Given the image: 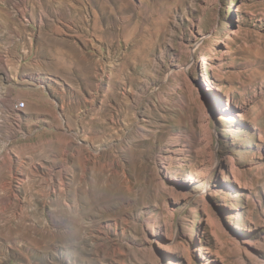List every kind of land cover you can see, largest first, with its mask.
Masks as SVG:
<instances>
[{
    "label": "rangeland",
    "instance_id": "374dc122",
    "mask_svg": "<svg viewBox=\"0 0 264 264\" xmlns=\"http://www.w3.org/2000/svg\"><path fill=\"white\" fill-rule=\"evenodd\" d=\"M0 264H264V0H0Z\"/></svg>",
    "mask_w": 264,
    "mask_h": 264
},
{
    "label": "built area",
    "instance_id": "2783aa9c",
    "mask_svg": "<svg viewBox=\"0 0 264 264\" xmlns=\"http://www.w3.org/2000/svg\"><path fill=\"white\" fill-rule=\"evenodd\" d=\"M24 105H25V102H24V101H19V102L16 104V107H17L18 109H21V108L24 107Z\"/></svg>",
    "mask_w": 264,
    "mask_h": 264
},
{
    "label": "bare ground",
    "instance_id": "6f19581e",
    "mask_svg": "<svg viewBox=\"0 0 264 264\" xmlns=\"http://www.w3.org/2000/svg\"><path fill=\"white\" fill-rule=\"evenodd\" d=\"M201 62H202V64L205 63V57L204 56L201 57Z\"/></svg>",
    "mask_w": 264,
    "mask_h": 264
}]
</instances>
